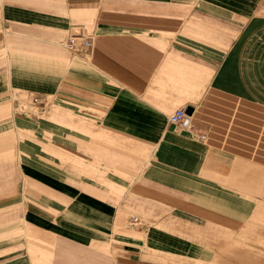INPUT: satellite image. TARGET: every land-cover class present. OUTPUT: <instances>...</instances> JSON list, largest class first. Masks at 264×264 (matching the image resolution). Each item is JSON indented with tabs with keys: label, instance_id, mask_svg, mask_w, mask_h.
Returning <instances> with one entry per match:
<instances>
[{
	"label": "crops",
	"instance_id": "crops-1",
	"mask_svg": "<svg viewBox=\"0 0 264 264\" xmlns=\"http://www.w3.org/2000/svg\"><path fill=\"white\" fill-rule=\"evenodd\" d=\"M260 208L264 0H0V264H264Z\"/></svg>",
	"mask_w": 264,
	"mask_h": 264
},
{
	"label": "built area",
	"instance_id": "built-area-1",
	"mask_svg": "<svg viewBox=\"0 0 264 264\" xmlns=\"http://www.w3.org/2000/svg\"><path fill=\"white\" fill-rule=\"evenodd\" d=\"M92 41L89 37H78L77 35H71L66 41V46L69 50L78 51L81 53H86L90 50ZM32 100L36 104H43L42 100L38 96H33ZM169 121L178 127L186 130H192V116L189 114L186 109L178 108L170 116ZM201 138L204 135H200ZM132 223H137V218H132Z\"/></svg>",
	"mask_w": 264,
	"mask_h": 264
},
{
	"label": "rangeland",
	"instance_id": "rangeland-1",
	"mask_svg": "<svg viewBox=\"0 0 264 264\" xmlns=\"http://www.w3.org/2000/svg\"><path fill=\"white\" fill-rule=\"evenodd\" d=\"M257 220L262 223V228H264V208H260V213L257 216Z\"/></svg>",
	"mask_w": 264,
	"mask_h": 264
},
{
	"label": "water",
	"instance_id": "water-1",
	"mask_svg": "<svg viewBox=\"0 0 264 264\" xmlns=\"http://www.w3.org/2000/svg\"><path fill=\"white\" fill-rule=\"evenodd\" d=\"M190 110H187V112H189ZM190 114V113H189Z\"/></svg>",
	"mask_w": 264,
	"mask_h": 264
}]
</instances>
